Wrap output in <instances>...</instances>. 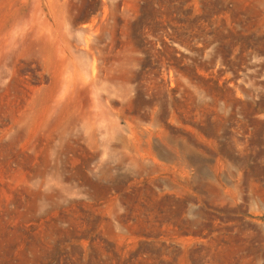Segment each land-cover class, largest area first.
Returning a JSON list of instances; mask_svg holds the SVG:
<instances>
[{
  "label": "rangeland",
  "instance_id": "obj_1",
  "mask_svg": "<svg viewBox=\"0 0 264 264\" xmlns=\"http://www.w3.org/2000/svg\"><path fill=\"white\" fill-rule=\"evenodd\" d=\"M0 264H264V0H0Z\"/></svg>",
  "mask_w": 264,
  "mask_h": 264
}]
</instances>
